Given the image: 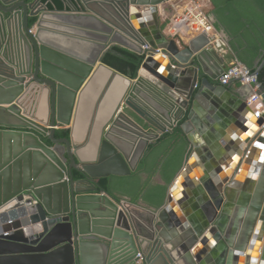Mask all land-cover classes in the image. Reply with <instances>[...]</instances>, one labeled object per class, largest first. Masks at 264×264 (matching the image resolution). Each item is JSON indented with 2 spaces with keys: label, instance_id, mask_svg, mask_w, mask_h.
<instances>
[{
  "label": "water",
  "instance_id": "1",
  "mask_svg": "<svg viewBox=\"0 0 264 264\" xmlns=\"http://www.w3.org/2000/svg\"><path fill=\"white\" fill-rule=\"evenodd\" d=\"M58 1L60 9L55 0H0V264H202L212 243L221 253L217 264H241L245 252L246 264L264 262L256 248L264 231V130L232 145L234 161L240 157L234 179L200 181L209 196L197 197L201 221L174 212L181 178L186 199L195 186L185 169L161 209H142L151 216L143 223L127 208L132 204L98 183L130 176L176 127L203 163L212 160L196 141L203 100L212 112L230 94L216 83L226 65L207 36L180 43L164 36L158 8L169 0ZM146 14L155 20L150 30ZM114 47L144 56L146 77L103 64ZM263 66L264 58L254 74ZM259 94L264 101L262 85ZM239 105L252 114L245 101ZM60 128L68 137L56 138ZM249 163L246 192L226 218L221 193L240 186Z\"/></svg>",
  "mask_w": 264,
  "mask_h": 264
},
{
  "label": "trees",
  "instance_id": "2",
  "mask_svg": "<svg viewBox=\"0 0 264 264\" xmlns=\"http://www.w3.org/2000/svg\"><path fill=\"white\" fill-rule=\"evenodd\" d=\"M208 13L215 28L223 33L234 56L251 72L264 58V0H209ZM57 8L61 3L55 1ZM144 56L114 47L103 57L102 63L120 74L135 79ZM264 86V66L257 75ZM69 132L60 129L56 138H66ZM188 141L179 127L163 134L152 144L137 170L128 177H111L99 180L100 189L117 200L150 210L162 207L168 186L183 163ZM76 174V173H75ZM79 177L78 174H76Z\"/></svg>",
  "mask_w": 264,
  "mask_h": 264
},
{
  "label": "crops",
  "instance_id": "3",
  "mask_svg": "<svg viewBox=\"0 0 264 264\" xmlns=\"http://www.w3.org/2000/svg\"><path fill=\"white\" fill-rule=\"evenodd\" d=\"M58 1V0H55ZM59 2V1H58ZM60 3V2H59ZM159 13L157 18V27L161 31V33L166 36L168 39H175L176 37L171 34L169 29V21L171 17V11H170V3H166L163 6L159 7ZM207 12L209 13L212 10V5L209 1L207 4ZM147 16L142 19V22H144L147 25V29L150 30V22H153V27H155V20L152 19V17L148 14ZM193 34H187L182 37V40L186 42L188 39H190ZM220 57L224 58L225 65L229 63L231 60V55L228 54L227 56H222L219 54ZM138 76L146 77V73L144 71L139 70ZM218 83V80L217 82ZM219 84V83H218ZM228 93L230 96L226 98V100L220 104H218V108H214V111L209 112L210 109L213 107L211 103H208L207 99L205 100L204 97V104H206V107H203L204 113H202L199 118L201 121V128L202 132L201 134H198L197 142L199 143V148L203 154L204 151L202 150V146L207 148L210 154L213 156L212 160L209 162L203 163L198 155L194 152V150L191 149L189 143H188V149L183 157V163L181 168L178 170L174 180L172 183L168 186V191L166 193V198L164 200V203L162 207L166 204L167 196L170 195L171 187L173 186V183L175 180L180 179L181 174L183 173L184 169L188 172L187 177L190 179L192 183L195 184L194 188H191L189 193V197L186 199L184 194L187 195V191L183 187V184L185 183L183 178L182 180L177 184L176 186V192L175 194L172 193V204L174 206V212L178 217H185L186 213L189 214V217H192L194 220L201 221V217L204 216L202 209L200 208V205L198 204L197 197L200 195H204V197L209 198L208 193L204 191V189L201 187L200 181L204 178L209 181H212L215 185L216 183H221L224 180L234 179L235 177V171L240 166V157L234 161L233 157L235 154L233 153L232 145H237L238 143H244L240 135L245 134V132H248V135L250 137H253L254 133L256 131L252 130L251 127H255L257 130V125L255 123L253 115L247 111V109L240 107V103L242 101H245V99L250 95L251 90L249 87L241 86L238 82L232 81L228 86H226ZM35 102V101H34ZM42 116L45 115L46 110V103L45 101H42L40 103ZM248 116L251 117L248 122L244 120V117ZM36 117L41 118V115L39 113L36 114ZM207 118H210V121L207 120ZM211 119L213 122L211 123ZM235 123H239L240 126H244L246 128L245 131H243L240 127L236 126ZM61 129V128H60ZM238 133H240L238 135ZM247 135V134H246ZM186 137V136H185ZM239 140V141H237ZM238 142V143H237ZM254 143V140L252 139L250 143H248L245 147V152L249 151ZM216 152L217 157L213 154V152ZM145 156V155H144ZM220 157V159H218ZM228 157L231 159V161L228 159ZM244 157V156H243ZM252 160V159H251ZM239 162V163H238ZM251 162V161H250ZM140 164V163H139ZM139 166V165H138ZM217 167H221L222 172L217 173L215 172V169ZM138 168V167H137ZM249 168H251L250 163L248 164V170H246L245 174L242 175V179L239 180L240 186L234 187L230 189L226 196L221 193L223 196L224 203H228L226 208L225 215L226 218H231L233 213H235L236 209V203L239 200V198L244 194L246 191L244 189L245 180L247 178V174L249 172ZM137 170V169H136ZM226 187V186H225ZM198 190V191H196ZM198 192V193H196ZM229 198V200L227 199ZM121 200H125L128 203H130L125 198H122ZM178 201H182V204L184 206V209H181L183 207H180L177 205ZM132 204V203H130ZM185 204V205H184ZM160 207L159 209H161ZM138 218H141L140 220H143V222L149 220L151 218L150 214L145 212L142 209H145L147 211H158V210H150L146 209L142 206H137L132 204L131 206H127ZM221 212H217V215H219ZM211 229V225L209 227ZM214 233L208 234V240L212 243L214 242L212 239ZM213 249L215 248V244L212 243ZM204 245H201V251L204 248ZM264 247V231L261 232V238L259 242V250L262 252V249ZM210 252L209 255H206L205 258H201L202 264H217L218 259L221 257V253L216 249ZM215 251V252H214ZM246 252L241 255L242 263L246 264L247 259L245 257ZM261 264H264V262H261Z\"/></svg>",
  "mask_w": 264,
  "mask_h": 264
},
{
  "label": "built area",
  "instance_id": "4",
  "mask_svg": "<svg viewBox=\"0 0 264 264\" xmlns=\"http://www.w3.org/2000/svg\"><path fill=\"white\" fill-rule=\"evenodd\" d=\"M168 2L171 11L169 29L176 37L177 43L182 41L184 35L204 33L209 40V45L218 54L231 55V60L218 78V83L228 86L232 81H236L241 86L250 88L251 93L245 99V104L251 110L255 120L262 119L261 125L256 124L257 130H264V101L259 94L261 84L258 82L257 75L234 56L223 33L215 28L206 10L209 0H169ZM142 49L147 52L149 47L144 46ZM156 54L161 53L156 51ZM147 55L146 53L145 56ZM244 120L248 122V116H245Z\"/></svg>",
  "mask_w": 264,
  "mask_h": 264
},
{
  "label": "bare ground",
  "instance_id": "5",
  "mask_svg": "<svg viewBox=\"0 0 264 264\" xmlns=\"http://www.w3.org/2000/svg\"><path fill=\"white\" fill-rule=\"evenodd\" d=\"M42 112V111H41ZM41 112H39V115H42V113ZM251 117H249V119H250ZM251 129L252 130H254V131H256V129H255V127H251ZM249 135L247 134V135H244V136H242L241 138H242V140L244 141L247 137H248ZM242 144V143H241ZM261 238V235L259 236V239ZM257 250H259V245H257ZM264 250V247H263V249H262V251Z\"/></svg>",
  "mask_w": 264,
  "mask_h": 264
}]
</instances>
